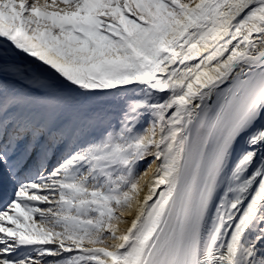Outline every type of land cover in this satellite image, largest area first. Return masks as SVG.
Instances as JSON below:
<instances>
[{
  "label": "snow or ice",
  "instance_id": "6c2138e0",
  "mask_svg": "<svg viewBox=\"0 0 264 264\" xmlns=\"http://www.w3.org/2000/svg\"><path fill=\"white\" fill-rule=\"evenodd\" d=\"M0 264H264V0H0Z\"/></svg>",
  "mask_w": 264,
  "mask_h": 264
}]
</instances>
